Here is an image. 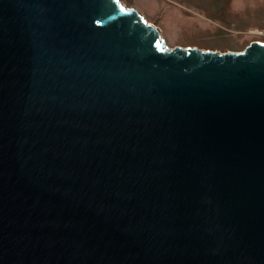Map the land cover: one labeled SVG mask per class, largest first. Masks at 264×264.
<instances>
[{
	"label": "water",
	"instance_id": "water-1",
	"mask_svg": "<svg viewBox=\"0 0 264 264\" xmlns=\"http://www.w3.org/2000/svg\"><path fill=\"white\" fill-rule=\"evenodd\" d=\"M0 264H264V42L0 0Z\"/></svg>",
	"mask_w": 264,
	"mask_h": 264
},
{
	"label": "rangeland",
	"instance_id": "rangeland-1",
	"mask_svg": "<svg viewBox=\"0 0 264 264\" xmlns=\"http://www.w3.org/2000/svg\"><path fill=\"white\" fill-rule=\"evenodd\" d=\"M160 30L167 46L221 52L264 42V0H120Z\"/></svg>",
	"mask_w": 264,
	"mask_h": 264
}]
</instances>
